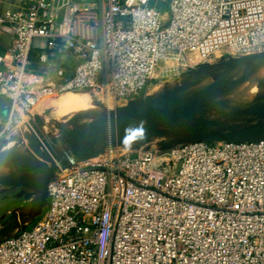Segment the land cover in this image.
Returning a JSON list of instances; mask_svg holds the SVG:
<instances>
[{"label": "built area", "instance_id": "2783aa9c", "mask_svg": "<svg viewBox=\"0 0 264 264\" xmlns=\"http://www.w3.org/2000/svg\"><path fill=\"white\" fill-rule=\"evenodd\" d=\"M69 1L77 21L89 0ZM104 1L98 38L59 26L55 0H21L27 13L0 17L15 35L0 56V94L11 104L0 146L47 98L127 103L168 63L181 74L264 53V0H172L163 12L158 0ZM39 39L49 46L41 61L78 62L66 79L58 71L59 86L28 69ZM114 154L62 172L43 215L0 244V264H264V138Z\"/></svg>", "mask_w": 264, "mask_h": 264}, {"label": "water", "instance_id": "95a60500", "mask_svg": "<svg viewBox=\"0 0 264 264\" xmlns=\"http://www.w3.org/2000/svg\"><path fill=\"white\" fill-rule=\"evenodd\" d=\"M251 56L233 60L238 61ZM213 89L191 98L144 96L104 113L103 120L97 126L88 125L81 130L63 131L55 146L58 144L63 146V152L69 156L70 166L62 161L50 143L42 144L45 153L43 156L39 154L37 148L32 150L28 147L26 137L18 134L12 136L4 143L5 145L0 146V196L13 194L11 199L21 201L22 204L8 215L0 217V244L31 227L43 215L49 203V188L59 179L62 172H67L73 165L102 156V152L96 149L97 146L102 144L108 146L105 155L117 153L116 146L134 143L138 136L152 132L167 135L166 131L160 129L182 119H190L204 128L206 123L196 117L195 113L205 102L206 94ZM128 118L144 120L146 125L143 128L126 131L119 121ZM68 125H74V122ZM216 127L228 132L218 134L207 133L204 130L200 135L182 144L193 141L221 143L264 138V123L243 130L224 123L217 124ZM175 146L179 145L168 144L160 151H167Z\"/></svg>", "mask_w": 264, "mask_h": 264}, {"label": "rangeland", "instance_id": "374dc122", "mask_svg": "<svg viewBox=\"0 0 264 264\" xmlns=\"http://www.w3.org/2000/svg\"><path fill=\"white\" fill-rule=\"evenodd\" d=\"M170 3L171 0H158L155 6L161 12L168 11ZM257 56L238 61L213 58L209 64L192 73L185 72L180 74L171 68V63L164 65L145 96L150 98H191L198 97L201 95L200 93L215 88L206 94L205 102L198 107L195 113L196 117L206 123L205 127H200L190 119H182L160 129L166 131L167 135L152 132L144 136H138L134 143L130 144L129 152H127L128 150L125 152L117 149L116 152L121 155L140 152L155 153L168 144L180 145L185 143L200 135L204 130L207 133H227V130L216 127L220 123H224L227 126H236L238 130L264 123V78L261 80L257 78L258 75H263L264 77V72H262L264 68V53ZM89 94L99 99V94ZM115 101L114 106L108 108L114 109L118 106L127 105L124 101ZM43 118L51 131L54 130L56 132L55 135L59 138L65 131L63 130L64 127L56 125L55 116L47 110L46 104L35 109L30 120L34 122L35 127H38ZM140 124L142 122L138 119L129 128V131L137 129V125ZM86 126L88 124L81 117L74 120V129L81 130ZM28 130L30 131L27 126H21L17 134L22 135V137H32L33 141L28 142L27 145L32 150H37L36 146H40V142ZM46 139L45 136L42 138L44 142H48ZM123 146L120 147L122 148ZM107 148L106 144L97 146L96 149L102 152V157L94 159L92 163L101 161ZM44 155L45 153L43 152ZM12 195H6V202H4L6 196H0V217L22 204L19 201L12 200Z\"/></svg>", "mask_w": 264, "mask_h": 264}, {"label": "crops", "instance_id": "0c3cea01", "mask_svg": "<svg viewBox=\"0 0 264 264\" xmlns=\"http://www.w3.org/2000/svg\"><path fill=\"white\" fill-rule=\"evenodd\" d=\"M172 1V0H171ZM89 5L85 8L87 11L80 15L75 21V6L69 0H55V6L59 10V26L62 24H72L78 34L98 38L101 34V13L105 9L104 0H89ZM97 4V5H95ZM27 5L21 0H0V17L7 11H17L27 13ZM89 11V13H88ZM15 35L12 28L8 25L0 29V56L13 52ZM48 42L43 39L35 40L30 55L29 71L43 76L48 83H55L59 86L63 81L60 80L57 73L60 69L65 71V79L69 77L77 65V60L71 54L55 58H49L48 61H41L40 56L48 51ZM96 99L89 93L74 92L57 98L56 104L48 111L55 116V122L62 123L66 117H71L78 112L73 111V106L83 107L85 109L97 108ZM113 107V106H112ZM11 104L10 101L0 94V134L4 131L5 125L9 119ZM110 110L112 108H109ZM43 125L48 127L43 118ZM123 150V149H122Z\"/></svg>", "mask_w": 264, "mask_h": 264}, {"label": "bare ground", "instance_id": "6f19581e", "mask_svg": "<svg viewBox=\"0 0 264 264\" xmlns=\"http://www.w3.org/2000/svg\"><path fill=\"white\" fill-rule=\"evenodd\" d=\"M262 72H264V68L262 69ZM258 79H263V75H258L257 76ZM71 93H74V92H69V93H65L63 95H61L60 97L58 96L59 99H61L63 96L67 95V94H71ZM78 93H85V92H78ZM94 97V96H93ZM95 98V97H94ZM96 99V98H95ZM56 100L57 99H51V98H47L45 100H43L38 106L36 109H38L41 105H47V110L49 108H52L55 104H56ZM122 101V100H120ZM96 103L99 104L98 105V109L97 108H93V109H85L83 107H78V106H73L72 107V110L73 111H76L78 113H81V112H84V114H74L72 115L71 117H73L71 119V117H66L62 123H57L56 125L57 126H66L65 128V132H69V131H72L74 130V125H68V124H72L74 122L75 119L81 117L84 122H85V118L87 115H92V116H97V117H102L104 116V113H108L110 111V109L108 107H112L114 106V104L116 103L115 99L113 97H111L110 95H107V94H101L99 96V99H96ZM102 108V109H101ZM115 109V108H114ZM113 110V109H112ZM86 113H89V114H86ZM75 116V117H74ZM138 119H122L119 121V123H121L123 126H124V129L126 131H129V128L132 127L134 125L135 122H137ZM43 120L41 121L40 124H38L39 126L38 127H35L34 125V122L31 121L30 119H25L24 123L22 124V126H27L28 129H30L31 133L33 134V136H35V138H37V140H39V142L41 143V146H36V148L39 150V154L42 155L43 152H44V148L42 147V144L43 145H46L44 144V140H42V138L45 136L48 141V143H50L51 145H53L54 149L56 150V153L57 155L62 159V161L64 163H66L67 166H70L71 163L69 162V156L66 155L64 152H63V146H61L60 144H58L57 146H55V143L58 142V140L60 139V137L58 138L56 135H55V131H51V129L49 127H46L45 125H43ZM142 124L140 125H137V129L139 128H143L145 127V121L144 120H141ZM72 128V129H71ZM71 129V130H70ZM29 131V130H28ZM29 131V132H30ZM39 132V133H38ZM146 135V134H145ZM144 136V135H143ZM26 142H30V141H33L32 137H26L25 138ZM131 147L130 144L128 145H124L122 148L120 146H116L117 150L118 151H121L122 149L126 152H129V148ZM100 158V157H99ZM69 170L66 172L68 173Z\"/></svg>", "mask_w": 264, "mask_h": 264}, {"label": "flooded vegetation", "instance_id": "af4514ba", "mask_svg": "<svg viewBox=\"0 0 264 264\" xmlns=\"http://www.w3.org/2000/svg\"><path fill=\"white\" fill-rule=\"evenodd\" d=\"M78 114H84V112H81V113H77V115ZM86 114H89V113H86ZM75 117V116H74ZM73 117H71V119H72ZM101 121H102V117H97V116H92V115H87L86 116V118H85V123L86 124H88V125H94V126H97V125H99L100 123H101ZM65 128H66V126H65ZM72 129V128H71ZM70 129V130H71ZM74 129V128H73ZM5 197V196H4ZM5 199V201L4 202H6L7 201V196L4 198ZM19 202H21V201H19ZM21 205V204H20ZM20 205H18V206H20ZM17 208V207H16ZM5 214H9V211L8 212H6ZM4 215V214H3Z\"/></svg>", "mask_w": 264, "mask_h": 264}]
</instances>
